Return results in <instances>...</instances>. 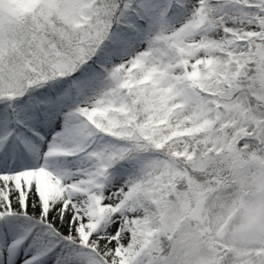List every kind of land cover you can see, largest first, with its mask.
<instances>
[{
    "label": "snow or ice",
    "instance_id": "1",
    "mask_svg": "<svg viewBox=\"0 0 264 264\" xmlns=\"http://www.w3.org/2000/svg\"><path fill=\"white\" fill-rule=\"evenodd\" d=\"M0 264H264V0H0Z\"/></svg>",
    "mask_w": 264,
    "mask_h": 264
}]
</instances>
